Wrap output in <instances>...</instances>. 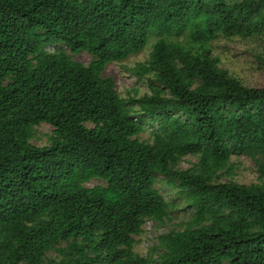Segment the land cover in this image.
<instances>
[{
    "label": "trees",
    "instance_id": "1",
    "mask_svg": "<svg viewBox=\"0 0 264 264\" xmlns=\"http://www.w3.org/2000/svg\"><path fill=\"white\" fill-rule=\"evenodd\" d=\"M253 39L264 0H0V264H264V87L213 56ZM148 47L128 69L147 92L124 99L102 73ZM231 156L254 182L222 181ZM180 211L134 253L145 222Z\"/></svg>",
    "mask_w": 264,
    "mask_h": 264
},
{
    "label": "rangeland",
    "instance_id": "2",
    "mask_svg": "<svg viewBox=\"0 0 264 264\" xmlns=\"http://www.w3.org/2000/svg\"><path fill=\"white\" fill-rule=\"evenodd\" d=\"M213 48V56L220 58L219 66L221 68L238 77L248 87H264V66L262 64L264 62V39L219 40L213 45ZM48 50L52 52V48ZM149 52L150 49L148 47L135 55H131L121 63L113 62L105 67L102 76L113 80L115 90L122 98L130 99L134 96L140 98L147 92L146 81H137L129 74L128 69L132 68L136 63L146 61ZM67 53L72 60L83 65H87L91 60L90 55L85 52L73 54L68 50ZM149 132V129H146L145 132L137 136V139L147 142L150 139ZM51 134L52 128L46 124H41L36 128V136L31 140V143L39 147L44 146L47 144ZM231 162L234 166L231 169L232 173H225L222 181L232 180L239 184H248L255 181L257 175L251 160L245 156H231ZM196 163L197 158L188 155L180 160L178 169L187 170ZM160 179V177H157V180ZM101 184L102 182L93 180L87 183L86 187ZM157 187L163 188L159 182ZM168 196H170L169 193L166 194V197ZM185 216L187 214L180 211L173 213L168 220H164L161 224L147 221L142 228V233L134 238L136 240L133 249L134 253L144 257L147 256L157 244L159 236L171 229L181 227Z\"/></svg>",
    "mask_w": 264,
    "mask_h": 264
},
{
    "label": "clouds",
    "instance_id": "3",
    "mask_svg": "<svg viewBox=\"0 0 264 264\" xmlns=\"http://www.w3.org/2000/svg\"><path fill=\"white\" fill-rule=\"evenodd\" d=\"M146 223V222H145ZM143 228V227H142Z\"/></svg>",
    "mask_w": 264,
    "mask_h": 264
}]
</instances>
